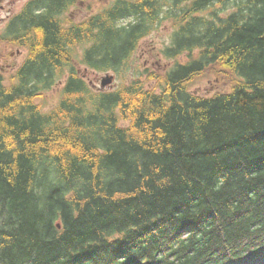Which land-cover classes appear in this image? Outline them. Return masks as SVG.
<instances>
[{"label":"trees","instance_id":"obj_1","mask_svg":"<svg viewBox=\"0 0 264 264\" xmlns=\"http://www.w3.org/2000/svg\"><path fill=\"white\" fill-rule=\"evenodd\" d=\"M79 1L33 0L43 13L9 40L29 57L9 83L0 71V264L261 262L264 0H190L186 35L166 52L188 62L129 82L147 35L118 22L149 1L65 35L59 17ZM75 61L115 72L120 87L94 91ZM64 68L69 82L46 109L39 100ZM208 72L231 90L193 92Z\"/></svg>","mask_w":264,"mask_h":264},{"label":"rangeland","instance_id":"obj_2","mask_svg":"<svg viewBox=\"0 0 264 264\" xmlns=\"http://www.w3.org/2000/svg\"><path fill=\"white\" fill-rule=\"evenodd\" d=\"M0 5L5 9H0V69L6 83L10 82V79L16 75L17 70L20 69L25 61L26 53L22 50V53H18L19 48L12 43L3 40V36L8 28L7 14L12 9L16 13L21 10L28 0H6L1 2ZM112 0H92L84 5L82 12H77L76 20L78 22L83 19L98 14L103 10ZM77 8V6H76ZM73 9V10H76ZM213 9H207L206 14H210ZM171 26L170 23L162 22L158 29L153 32L147 39H145L137 53L136 62L133 64V68L126 76V79L134 77L136 73L145 75L147 69L148 72L166 73L172 68L175 61L172 59H166L162 51L171 45ZM188 54L181 57L180 61L186 63ZM149 65V66H146ZM82 71L85 67L80 66ZM89 77L94 81L97 87H100V83L106 73L95 74L89 72ZM116 77L114 87L108 88L107 91H113L120 85V80L115 73H110ZM61 85L56 84L51 91L45 93V97L39 102H43L46 109L56 106L61 99ZM230 84L221 81L214 72H208L203 77L199 78L195 85L192 86L193 91L202 95H213L218 91L230 90ZM259 264H264L260 262Z\"/></svg>","mask_w":264,"mask_h":264},{"label":"flooded vegetation","instance_id":"obj_3","mask_svg":"<svg viewBox=\"0 0 264 264\" xmlns=\"http://www.w3.org/2000/svg\"><path fill=\"white\" fill-rule=\"evenodd\" d=\"M30 1V0H29ZM149 2L144 4L142 3L140 8L138 9L137 13L134 14L133 17H130L129 23L131 24V28H135L139 34L141 35H152L153 31L158 28V15L160 10L156 7L158 0H148ZM1 2H6V0H2ZM140 2V1H138ZM136 2V4L138 3ZM26 4L21 8L19 12H15L12 9L9 11L7 14L8 18V25L12 26L14 25L17 20L16 18L18 17L19 19L24 18L23 23L25 24L29 18L31 12L28 11L27 14H22L24 11ZM77 6V5H76ZM76 6L74 8H76ZM82 5L81 7H83ZM80 8V7H79ZM78 7L76 10H73V7L69 10L66 11L62 16H60V27L65 33V35H76L77 31V25L79 22L76 20V14L77 12H82V8L79 9ZM0 9H5L4 6L0 5ZM181 13V12H180ZM66 19H65V18ZM183 18V17H182ZM7 35H17V32H8ZM171 35H186V33H182L179 29V27L175 26L172 27V32ZM24 52L27 55V52L24 50ZM18 53H22V51L19 49ZM62 83V81L60 82Z\"/></svg>","mask_w":264,"mask_h":264},{"label":"water","instance_id":"obj_4","mask_svg":"<svg viewBox=\"0 0 264 264\" xmlns=\"http://www.w3.org/2000/svg\"><path fill=\"white\" fill-rule=\"evenodd\" d=\"M263 39H264V35H263ZM113 79H114V77H111V76L104 78L102 81V88H105V87L111 85L113 83ZM59 228H60V226H59Z\"/></svg>","mask_w":264,"mask_h":264}]
</instances>
